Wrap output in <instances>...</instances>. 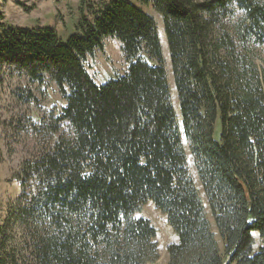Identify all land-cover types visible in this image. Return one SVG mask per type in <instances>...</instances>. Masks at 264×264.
<instances>
[{
  "label": "trees",
  "instance_id": "trees-1",
  "mask_svg": "<svg viewBox=\"0 0 264 264\" xmlns=\"http://www.w3.org/2000/svg\"><path fill=\"white\" fill-rule=\"evenodd\" d=\"M138 1L161 15L180 121L156 22L133 3L101 2L89 18L81 0L65 40L0 13V77H48L65 100L46 119L27 120L46 146L14 173L19 195L0 221V264L155 263L156 229L135 216L149 202L177 237L166 264H264V67L255 60L264 0ZM106 37L120 41L127 68L96 84L86 62Z\"/></svg>",
  "mask_w": 264,
  "mask_h": 264
},
{
  "label": "rangeland",
  "instance_id": "rangeland-1",
  "mask_svg": "<svg viewBox=\"0 0 264 264\" xmlns=\"http://www.w3.org/2000/svg\"><path fill=\"white\" fill-rule=\"evenodd\" d=\"M107 0H84L85 14L90 18L91 10L99 3ZM146 14L152 16L156 22V29L160 43L162 64L170 89V99L179 120V107L173 83L169 50L164 33L161 15L155 11L151 4L144 5L138 0H127ZM81 0H0V13L3 21L19 27L47 26L54 29L58 37L65 40L67 35L74 31L75 24L80 16ZM255 60L260 67H264V48L256 47ZM87 70L96 84H103L116 74L126 71L127 63L124 59L121 43L114 37L102 40V48L96 49L91 57L87 58ZM28 89L32 92L31 102H22L17 97V90ZM20 91V92H21ZM65 100L60 94L57 85L48 77L43 84L29 81L26 77L5 72L0 77V221L5 211L19 195V186L14 179V173L21 162L35 156L46 146V139L30 131L27 120L46 119L50 113H57ZM220 123L215 122L214 138L219 140ZM182 147L186 156L189 174L198 190L199 197L205 205L206 218L210 222L211 230L219 252L223 254V240L213 222L206 197L201 187L193 157L189 151L188 141L182 136ZM136 217L150 220L156 229L159 258L152 264H166V246L177 240L176 234L167 224L165 216L158 211L151 202L145 204ZM255 245L261 244L258 235L254 233Z\"/></svg>",
  "mask_w": 264,
  "mask_h": 264
}]
</instances>
